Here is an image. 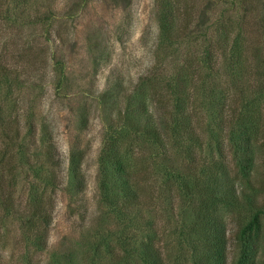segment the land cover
Segmentation results:
<instances>
[{
    "label": "rangeland",
    "instance_id": "374dc122",
    "mask_svg": "<svg viewBox=\"0 0 264 264\" xmlns=\"http://www.w3.org/2000/svg\"><path fill=\"white\" fill-rule=\"evenodd\" d=\"M4 1L0 127L11 136L19 130L21 137L0 144L6 149L0 154V264H143L138 247L153 236L167 241L173 264H199L202 244L193 243L197 239L190 232L193 208L167 185L172 168L179 171L186 162L182 147L172 144L166 154L136 134L119 140L121 161L140 173L148 171L149 179L141 183L155 197L153 207L131 211L127 227L101 167L120 102L128 105L130 95L133 116L142 118V106H151L140 79L153 68L172 67L170 50L160 45L156 0ZM173 1L200 11V24L220 17L224 33L242 32L243 42L252 45L248 57L258 48L264 52V0ZM48 148L60 161L58 186L45 164ZM45 197L52 223L42 227L48 246L41 249L26 215ZM219 214L230 232L237 215L227 208ZM235 254L229 264H238L240 256V249L229 248L228 256ZM254 255L249 264H264V235Z\"/></svg>",
    "mask_w": 264,
    "mask_h": 264
},
{
    "label": "trees",
    "instance_id": "16d2710c",
    "mask_svg": "<svg viewBox=\"0 0 264 264\" xmlns=\"http://www.w3.org/2000/svg\"><path fill=\"white\" fill-rule=\"evenodd\" d=\"M5 4L0 0V16ZM156 7L160 45L170 50L172 67L153 68L140 79L149 91L151 106L148 110L142 106L146 110L142 118L133 116L130 95L125 97L128 105L123 107L120 102L118 120L109 133L111 148L101 166L113 203L128 220L126 227L132 224L131 211L155 204L154 195L141 183L149 179L148 171H135L120 159L118 143L124 134L150 140L166 154L172 144L182 147L186 162L179 171L172 168L167 185L193 208L190 232L197 239L192 242L202 244L199 264L232 263L236 254L228 256L229 248L234 252L240 249L238 264H249L264 235V196H257L264 193V52L258 48L248 57L245 52L252 45L243 42L242 32L235 37L224 33L220 17L205 25L199 22L201 12L194 13L188 5L156 0ZM211 112L215 116H209ZM118 123L122 125L117 129L114 125ZM1 137V145L7 144L6 140L14 143L21 132L11 136L0 127ZM49 148L45 164L52 168L51 183L58 186L60 161ZM5 150L0 146V154ZM37 203L27 208L26 216L33 241L45 249L48 241L41 230L51 225L52 214L48 197ZM225 208L237 215L230 232L228 223L220 219L219 211ZM166 244L147 237L138 247L140 260L143 264H173ZM236 244L239 246L234 248ZM127 252L129 255V249ZM124 255H119V260H125Z\"/></svg>",
    "mask_w": 264,
    "mask_h": 264
}]
</instances>
